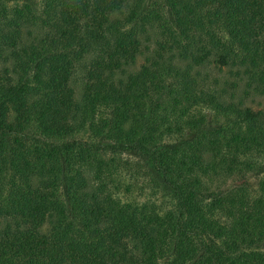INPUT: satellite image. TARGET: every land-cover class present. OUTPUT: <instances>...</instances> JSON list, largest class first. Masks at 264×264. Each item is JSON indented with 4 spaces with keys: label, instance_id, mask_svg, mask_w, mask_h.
<instances>
[{
    "label": "trees",
    "instance_id": "obj_1",
    "mask_svg": "<svg viewBox=\"0 0 264 264\" xmlns=\"http://www.w3.org/2000/svg\"><path fill=\"white\" fill-rule=\"evenodd\" d=\"M250 95L264 0H0V264H264Z\"/></svg>",
    "mask_w": 264,
    "mask_h": 264
},
{
    "label": "rangeland",
    "instance_id": "obj_2",
    "mask_svg": "<svg viewBox=\"0 0 264 264\" xmlns=\"http://www.w3.org/2000/svg\"><path fill=\"white\" fill-rule=\"evenodd\" d=\"M141 59H142L141 56H139L137 58V61L135 62L136 65H138L139 63L142 62ZM205 71H207L209 73H213V72L216 71V69L213 68L212 65H209V68L202 70L203 73ZM219 76L220 77H222V76H224V77L228 76L227 70L226 69L225 70H222V72H221V74H219ZM238 91H240V89H238ZM243 99H245V103L247 105H250L252 107V109H254V110H262L264 112V97H257V96H254V95H250V96H247V97H245Z\"/></svg>",
    "mask_w": 264,
    "mask_h": 264
}]
</instances>
